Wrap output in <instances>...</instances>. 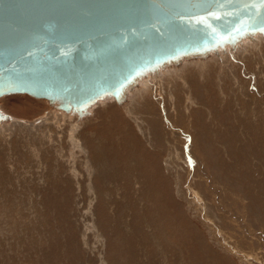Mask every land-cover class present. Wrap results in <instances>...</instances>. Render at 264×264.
Wrapping results in <instances>:
<instances>
[{"label": "rangeland", "instance_id": "rangeland-1", "mask_svg": "<svg viewBox=\"0 0 264 264\" xmlns=\"http://www.w3.org/2000/svg\"><path fill=\"white\" fill-rule=\"evenodd\" d=\"M62 104L0 98V264H264V31Z\"/></svg>", "mask_w": 264, "mask_h": 264}, {"label": "water", "instance_id": "water-1", "mask_svg": "<svg viewBox=\"0 0 264 264\" xmlns=\"http://www.w3.org/2000/svg\"><path fill=\"white\" fill-rule=\"evenodd\" d=\"M262 29L260 0H0V97L81 107L180 53Z\"/></svg>", "mask_w": 264, "mask_h": 264}, {"label": "bare ground", "instance_id": "bare-ground-1", "mask_svg": "<svg viewBox=\"0 0 264 264\" xmlns=\"http://www.w3.org/2000/svg\"><path fill=\"white\" fill-rule=\"evenodd\" d=\"M220 44H222V43H220ZM215 47V46H214ZM178 56H176L175 58H177ZM175 58H172V59H175ZM169 60V59H168ZM155 66V65H154ZM153 66V67H154ZM148 69V68H147ZM147 69H144V70H141V71H139L138 73H136L135 75H133L130 79H133L134 77H137L140 73H142L143 71H145V70H147ZM129 81V80H128ZM127 81V82H128ZM126 83V82H125ZM125 83H123V84H125ZM121 87V86H120ZM119 87V88H120ZM104 93H106V92H104ZM13 94H17V93H13ZM103 94V93H102ZM8 95H10V94H8ZM27 95V94H26ZM101 95V94H100ZM5 96H7V95H5ZM30 96V95H29ZM2 97H4V96H2ZM2 97H0V98H2ZM98 97V96H97ZM33 98H35V97H33ZM46 98H54L53 96H47ZM37 99H39V98H37ZM93 100V99H92ZM91 101V100H90ZM66 109V108H65ZM70 109V108H69ZM69 109H66V110H69Z\"/></svg>", "mask_w": 264, "mask_h": 264}, {"label": "snow or ice", "instance_id": "snow-or-ice-1", "mask_svg": "<svg viewBox=\"0 0 264 264\" xmlns=\"http://www.w3.org/2000/svg\"><path fill=\"white\" fill-rule=\"evenodd\" d=\"M261 4H264V0H260ZM262 31H264V29H262Z\"/></svg>", "mask_w": 264, "mask_h": 264}]
</instances>
